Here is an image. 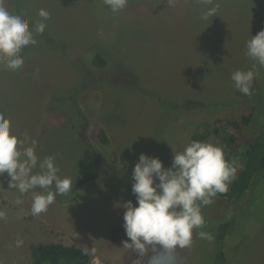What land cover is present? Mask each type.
Here are the masks:
<instances>
[{
  "label": "rangeland",
  "instance_id": "rangeland-1",
  "mask_svg": "<svg viewBox=\"0 0 264 264\" xmlns=\"http://www.w3.org/2000/svg\"><path fill=\"white\" fill-rule=\"evenodd\" d=\"M3 3L30 26L42 8L50 19L35 35L37 44L22 50L21 69L0 66V113L24 147L35 141L41 159L55 157L58 175L72 179V191L33 216L32 192L21 195L9 188L6 173L0 175V210L6 214L0 219V262L27 264L33 247L60 243L82 248L93 264H148L159 247L133 248L123 227L120 205L136 204L133 167L141 153L169 167L173 151H183L196 127L205 123L211 131L218 119L239 121L249 105L254 112L244 138L257 137L264 127V67L255 69L251 95L237 90L231 75L252 68L246 41L264 30V0H128L118 13L104 0ZM215 4L217 16L201 20ZM95 54L104 67L90 65ZM208 143L224 148L220 138L210 136ZM213 199L202 207L205 224L193 230L191 246L175 250L180 264H213L214 233L223 220L234 222L241 243L226 264H264V196L249 209ZM199 231L213 239L200 238Z\"/></svg>",
  "mask_w": 264,
  "mask_h": 264
},
{
  "label": "clouds",
  "instance_id": "clouds-1",
  "mask_svg": "<svg viewBox=\"0 0 264 264\" xmlns=\"http://www.w3.org/2000/svg\"><path fill=\"white\" fill-rule=\"evenodd\" d=\"M174 0H169L173 3ZM213 5L214 0H201ZM112 12L123 11L128 0H104ZM219 4L207 7L200 19L208 21L217 16ZM40 19L30 26L23 14H14L0 0V66L10 71L23 67L22 50L36 45L35 35L43 34L50 19L45 9L38 12ZM245 55L253 61L247 71L236 70L231 75L234 87L242 94L251 95L253 81L258 75L257 65L264 67V30L246 41ZM25 140L11 132V122L0 113V175L10 177L9 188L21 195L32 192L31 213L37 216L46 212L57 195L72 191V179L61 178L54 156L41 159L37 155L36 142L24 147ZM236 161L225 159L222 147L198 140L191 141L183 151L174 152L172 163L164 167L159 157L141 153L132 170L131 200L120 205L124 209L123 227L133 248L158 246L148 264H180L175 250L190 247L194 229H201L205 220L202 207L214 203L218 193H226L235 178ZM38 169V170H37ZM41 189V192L34 191ZM54 188V190H53ZM23 201L17 199L15 203ZM5 212L0 210V219ZM200 238L211 241L210 233L199 231ZM143 241V244L140 242ZM23 241L18 239L16 246Z\"/></svg>",
  "mask_w": 264,
  "mask_h": 264
},
{
  "label": "trees",
  "instance_id": "trees-1",
  "mask_svg": "<svg viewBox=\"0 0 264 264\" xmlns=\"http://www.w3.org/2000/svg\"><path fill=\"white\" fill-rule=\"evenodd\" d=\"M92 57L90 65L101 68L106 61L99 55ZM254 108L248 106L239 121L218 119L213 129L203 123L192 132L189 143L193 140L208 142L210 136L220 138L224 143L225 159L236 161V151L243 149L240 162H236L235 178L226 193L217 194V198L227 206L242 205L246 209L252 208L254 203L261 202L264 190V127L252 141L244 138L245 129L251 125ZM102 145L107 144L103 132L98 133ZM188 143V144H189ZM263 194V195H262ZM234 222L223 220L216 227L213 240V264H226L229 258L237 257V249L241 245L239 234L233 231ZM231 236V238H229ZM236 236V237H235ZM244 239V238H242ZM238 242V244H237ZM238 245V246H237ZM0 264H6L0 262ZM27 264H93L90 255L75 245L65 246L60 243H47L35 246L30 250Z\"/></svg>",
  "mask_w": 264,
  "mask_h": 264
}]
</instances>
